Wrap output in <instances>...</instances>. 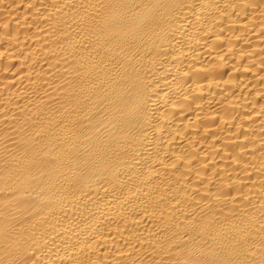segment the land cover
Segmentation results:
<instances>
[{
  "label": "bare ground",
  "instance_id": "bare-ground-1",
  "mask_svg": "<svg viewBox=\"0 0 264 264\" xmlns=\"http://www.w3.org/2000/svg\"><path fill=\"white\" fill-rule=\"evenodd\" d=\"M0 264H264V0H0Z\"/></svg>",
  "mask_w": 264,
  "mask_h": 264
}]
</instances>
